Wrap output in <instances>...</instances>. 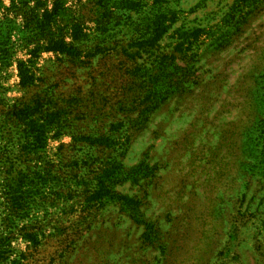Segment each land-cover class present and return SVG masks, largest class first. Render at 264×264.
<instances>
[{
    "label": "rangeland",
    "instance_id": "374dc122",
    "mask_svg": "<svg viewBox=\"0 0 264 264\" xmlns=\"http://www.w3.org/2000/svg\"><path fill=\"white\" fill-rule=\"evenodd\" d=\"M133 1L131 16L119 20L109 17V11L121 14L111 4L68 1L66 17L88 34L81 49L85 65L73 77L56 55L43 53L37 67L46 81L60 83L61 97L80 93L79 107L61 106L69 119L94 120V135H109L110 125L137 114L123 105L146 95L156 102L142 83L159 51L136 40L153 30V6L182 13L161 43L166 51L179 31L201 34L186 45L185 70L195 72L197 86L164 103L146 129L132 134L124 164L140 165L145 180L116 188L132 204L105 201L84 212L81 188L71 193L76 187L63 183L29 200V213L10 218L0 198V264H264V158L253 136L264 130V4L260 13L244 9L250 16L240 32L231 30L235 0ZM21 15L2 9L0 22L13 21L17 58L27 59L23 45L31 34ZM4 30L0 25V39ZM18 84L16 64L0 71V93L9 105L25 96ZM71 142L66 134L48 144L47 161L62 173L76 158L60 148Z\"/></svg>",
    "mask_w": 264,
    "mask_h": 264
},
{
    "label": "trees",
    "instance_id": "16d2710c",
    "mask_svg": "<svg viewBox=\"0 0 264 264\" xmlns=\"http://www.w3.org/2000/svg\"><path fill=\"white\" fill-rule=\"evenodd\" d=\"M68 1L53 0L50 8L49 0H10V6L7 8L3 7L0 1V11L4 9L7 13L23 14L21 16L25 27L31 34L23 45L29 58L18 59L17 49L12 41L13 21L6 18L3 23L0 22L1 27L5 29L4 38L0 39V71L16 64L19 90L25 93V96L16 100L13 105H9L0 93V198L3 199V207L10 218L29 213L32 209V204L26 205L29 200L42 195L44 189L63 183L76 187L71 193L81 188L80 196H84V204L80 208L84 212L99 209L105 201L109 205L132 204L134 199L116 190L118 186L126 183L138 185L145 180L141 177L140 165L127 168L124 164L132 134L141 133L146 129L151 116L164 103L174 97L190 94L197 86L198 77L195 72L185 70L189 65V49L186 45L191 44V40L200 39L201 34L199 31H179L176 33L173 50L171 48L166 51L161 43L181 19L182 13L164 5L158 10L153 6L150 11L154 18L150 22L153 30L141 32L136 40L143 42L139 47L151 46L159 51L155 66L145 70L144 81L141 82L146 86V94L157 96L156 102L152 101L150 95H146L140 103L133 100L132 103L123 105V111L131 113L133 109L137 114L110 125L109 135H94V120H70L69 111L61 106L66 107L68 104L69 107H79L80 93H75L74 90L72 98H69V95L66 99L61 97L60 83L46 81L37 67L43 53L56 55L58 61L70 70L73 77L77 69L85 65L81 49L88 34L84 31L82 23L66 17V13H69V8L66 7ZM99 3L105 7L111 4L113 8L121 11V14L109 11V17L116 20H119V15H130L128 12L135 5L133 0H99ZM161 3L170 5L171 2L161 0ZM263 4L264 0H235L230 11L233 12L234 18L238 16L237 26L231 30L242 32V26L248 22L250 16L249 13L245 14L244 9L250 8L249 11L260 13ZM125 19L129 21L130 17ZM60 21L62 26L58 25ZM33 41L35 42L32 43ZM32 44L35 46L29 49ZM127 52L128 50L124 49V54ZM139 80L141 81V78ZM130 82L131 85L134 84L132 78ZM131 90L134 94V89ZM81 124L84 126L80 131L78 127L81 128ZM74 128L79 131H72ZM129 132L131 135H128ZM66 134L71 135L72 142L69 145H61L60 148H69L75 152L76 158L67 161L64 168L66 172L62 173L56 170L58 165L47 161L46 154L49 142ZM253 136L264 158V130H257ZM31 241L34 242V239Z\"/></svg>",
    "mask_w": 264,
    "mask_h": 264
}]
</instances>
